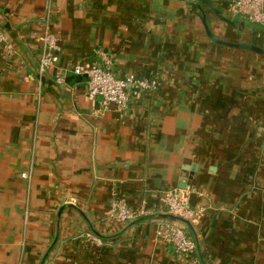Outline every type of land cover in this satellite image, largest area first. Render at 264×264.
<instances>
[{
	"label": "crops",
	"instance_id": "0c3cea01",
	"mask_svg": "<svg viewBox=\"0 0 264 264\" xmlns=\"http://www.w3.org/2000/svg\"><path fill=\"white\" fill-rule=\"evenodd\" d=\"M0 0V264H264V24L232 0ZM46 32L60 45L40 74ZM110 63L106 64L105 59ZM103 65L156 78L124 109L87 96L86 81L60 71ZM34 76L35 79H30ZM27 173V176L23 174ZM186 187L196 250L159 236L169 219L129 226V208L164 212ZM74 203L84 215L64 203ZM61 213L59 215V211ZM98 245L81 236L91 228ZM192 235V234H191ZM193 237V235H192Z\"/></svg>",
	"mask_w": 264,
	"mask_h": 264
},
{
	"label": "built area",
	"instance_id": "2783aa9c",
	"mask_svg": "<svg viewBox=\"0 0 264 264\" xmlns=\"http://www.w3.org/2000/svg\"><path fill=\"white\" fill-rule=\"evenodd\" d=\"M233 9L252 23L264 24V0H232ZM1 29V28H0ZM41 41V57L39 72L43 74L56 67L60 60V45L54 34L46 32L39 37ZM4 36L0 33V43L4 44ZM109 64V59H105ZM86 75L88 80L87 96L99 98L104 107L115 106L120 109L127 108L131 100L140 98L144 92L154 91L158 87V80L138 76L135 73L118 75L103 65L85 66L74 65L58 72L55 76L57 83H64L67 74ZM30 79H35L30 76ZM27 176V173L23 174ZM164 212L178 215L191 221L200 218L203 208L195 209L189 202V191L183 188L169 190L163 197ZM149 213L146 207L129 208L123 201L114 204L108 217L117 222H129ZM160 237L174 246L177 252L187 257H193L196 252V242L187 229L181 225L168 222L158 231ZM81 236L98 245L102 238L87 231Z\"/></svg>",
	"mask_w": 264,
	"mask_h": 264
},
{
	"label": "water",
	"instance_id": "95a60500",
	"mask_svg": "<svg viewBox=\"0 0 264 264\" xmlns=\"http://www.w3.org/2000/svg\"><path fill=\"white\" fill-rule=\"evenodd\" d=\"M203 1L207 5H209L210 7L215 8L214 7V0H203ZM205 29H206L207 35L214 42H217V43H220V44H224V45H227V46L249 49L251 51H255V52H258V53H264V49L263 48L258 47L257 45L252 44V43H248V42H237V43H234V42H230V41L221 39L219 36H217L216 34H214L211 31V29H210V27H209V25L207 23H205ZM73 78L79 79V80H83V81H87L88 80V77L86 75H74ZM182 181L185 183V185H182L181 187L185 188L186 184H188V181H185V179H182ZM64 207L74 208L77 211H79L82 215H84L83 212L74 203H70V202L69 203H64L62 208H64ZM60 213H61V210L59 211V215H60ZM157 218L169 219V220H171L173 222L183 223L190 230L191 234L193 235V238H194V240L196 242V249H197V251H198V253L200 255L201 261L204 263L202 255H201V251H200V245H199V240H198V237H197V232H196V229H195V226H194L193 222L190 219H187V218H184V217H181V216H178V215H174V214L168 213V212L147 213V214H145V215H143L141 217H138V218L132 220L127 227L135 225L136 223H138L140 221H143V220L157 219ZM91 231L94 234H96L97 236H99L100 238H107V236L101 234L100 232H98L93 227L91 228ZM57 239H58V234L56 235V237H55L53 243L50 245L49 249L46 251V253L42 257V259H41L39 264H44L45 263L48 255H49L51 249L54 247Z\"/></svg>",
	"mask_w": 264,
	"mask_h": 264
},
{
	"label": "trees",
	"instance_id": "16d2710c",
	"mask_svg": "<svg viewBox=\"0 0 264 264\" xmlns=\"http://www.w3.org/2000/svg\"><path fill=\"white\" fill-rule=\"evenodd\" d=\"M194 255H196V252H195V254Z\"/></svg>",
	"mask_w": 264,
	"mask_h": 264
}]
</instances>
